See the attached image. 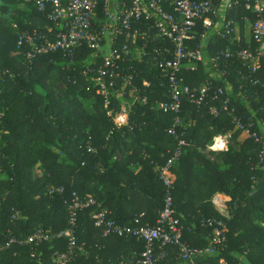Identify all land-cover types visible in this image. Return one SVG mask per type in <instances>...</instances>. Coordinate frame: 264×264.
<instances>
[{
	"label": "trees",
	"instance_id": "16d2710c",
	"mask_svg": "<svg viewBox=\"0 0 264 264\" xmlns=\"http://www.w3.org/2000/svg\"><path fill=\"white\" fill-rule=\"evenodd\" d=\"M49 12H39L21 0H0V70L13 75L11 78L5 74L0 84V264H59L58 256L69 251L67 238H55L39 247L6 248V244L11 237L25 239L38 230L52 236L65 231L69 216L64 201L73 192L81 198L94 197L106 208L108 193H123L117 187L118 182L112 179L115 172L128 165L126 157L115 159V152L122 144L124 149L134 147L128 153L132 152L129 157L133 156L140 171L128 180V186L132 183L131 188L140 189L135 194L146 206L142 207L144 210L136 206L128 215L118 209L112 218L120 225H155L165 198L156 167L166 163L177 145L167 131L173 125L174 116L153 107L157 100L165 99L162 96L166 82L147 65H139L137 61L129 64L140 74L135 85L148 96L149 102L136 104L131 111L130 126L122 128L115 127L108 117L105 100L98 94L93 79L95 75L85 74L88 68L96 71L102 65L101 57L94 65L93 52L82 48L73 60L57 54L41 57L39 66L30 65L25 57L27 47H19V35L45 26L54 27L48 19ZM120 41L126 39L122 36ZM230 46L229 41L218 40L208 53L213 55ZM214 72L209 63H198L197 70H184L182 75L195 88L207 83H212L215 89L226 85L213 77ZM144 79L150 82V87L143 86ZM227 79L232 84V91L227 93L232 105L240 116L254 117L256 130L264 138L261 131L264 59L256 76L259 85L243 81L237 75L236 65L230 67ZM239 93L242 98L238 97ZM112 101L111 107L119 110L120 99L114 97ZM181 117L183 127L178 132L188 145L194 142L204 150L220 135L235 144L221 155L226 170L216 163H207L211 174L210 199L217 192L229 198V216L221 215L210 204L207 211L196 215L193 228L176 214L185 227L183 241L196 248L191 242L193 232L204 231L211 237L213 230L203 227V221L222 219L228 226L227 244L209 258L210 263L264 264L263 144L245 136L228 114L213 118L207 109L185 102ZM150 138L159 140L165 148L158 150L156 144H145ZM188 145L183 149L175 173L178 165L188 166L190 158H202L197 149H190ZM106 181L115 187L107 189ZM50 187L64 188L65 192L51 195ZM176 195L175 191V210ZM123 197L136 202L135 198ZM97 210L98 207H92L79 211L75 230L77 247L66 264H118L134 256L133 253L137 256L145 251L146 244L135 238L104 237L93 219ZM16 213L19 214L13 219ZM137 218L139 223L135 222ZM168 254L161 264L181 262L177 248L169 247Z\"/></svg>",
	"mask_w": 264,
	"mask_h": 264
},
{
	"label": "built area",
	"instance_id": "2783aa9c",
	"mask_svg": "<svg viewBox=\"0 0 264 264\" xmlns=\"http://www.w3.org/2000/svg\"><path fill=\"white\" fill-rule=\"evenodd\" d=\"M21 1L25 5H33L39 12L50 10L48 19L54 25L20 33L19 47H27L25 57L30 65L39 66L41 57L57 54L73 60L82 48L93 52L94 65L101 57L102 65L96 71L88 68L85 74L95 75L93 79L98 94L104 98L107 115L117 128L129 127L133 107L139 102H149L148 96L135 85L140 74L129 64L137 61L139 65H147L166 82L162 96L165 99L157 100L153 107L174 116L173 125L167 131L177 145L166 163L156 167L165 198L155 225H120L96 198H81L73 192L72 197L64 201L69 216V227L65 231L52 236L38 230L25 239L11 237L6 248L39 247L55 238H67L69 251L57 258L59 264H66L77 247L75 230L79 211L98 207L93 219L104 237L135 238L146 244L143 253L118 264H161L168 258L169 247L178 249V259L182 263L211 264L209 258L226 247L227 223L216 218L203 221L202 226L212 229L213 234L210 246L200 249L183 241L185 228L176 215L174 169L188 145L182 138L183 134L178 132L183 127L181 114L185 102L207 109L213 118L228 114L245 136L263 144L264 148V138L256 130L254 117L240 116L232 105L231 98L227 96L232 84L226 80L230 67L236 65L237 75H241L243 81L249 80L252 86L260 84L256 76L264 59V0ZM122 36L125 42L120 41ZM218 40H227L231 46L209 55L210 46L216 45ZM205 54L208 55L207 60ZM198 63H209L215 69L214 77L226 85L216 89L212 83L192 87L182 74L184 70H197ZM5 74L13 78L9 71L0 70V84ZM142 83L144 87L151 85L146 79ZM114 97L121 101L119 110L111 107ZM238 97L242 98V93ZM228 143L226 137L217 136L212 148L224 150ZM89 150L93 151L91 147ZM261 154L264 156V150ZM48 191L51 195L65 192L64 188L57 187H50Z\"/></svg>",
	"mask_w": 264,
	"mask_h": 264
},
{
	"label": "crops",
	"instance_id": "0c3cea01",
	"mask_svg": "<svg viewBox=\"0 0 264 264\" xmlns=\"http://www.w3.org/2000/svg\"><path fill=\"white\" fill-rule=\"evenodd\" d=\"M25 8V7H24ZM261 71V70H260ZM215 73V72H214ZM213 73V77H214ZM262 134L264 135V122H262L261 126ZM151 137V136H150ZM153 137V136H152ZM223 137V136H219ZM216 138V137H215ZM214 138V139H215ZM227 138V137H226ZM228 139V138H227ZM229 140V139H228ZM214 143V140L211 144L207 146L206 149H201L197 147L196 143H191L188 145L190 149H197L199 153H201L202 158L198 159L196 156L192 159L190 158V164L188 166H185L184 168L177 166V171L175 173V182L178 181V185L176 187V214L180 216L184 221L188 222V225L190 227L195 226L194 221H196L197 216L199 214H203V212L207 211L210 204L212 205L213 209L217 212H219L223 216H229L230 210L228 203L230 201L229 198L224 197L219 192L215 193L212 198L210 199V188H211V174L209 173V168L207 166L208 162L216 163L218 164L222 170H226V165L223 163V159L221 158V155L228 151L231 146H235L230 140L227 145V148L224 150H216L212 148V145ZM145 144L148 145H154L156 144L158 147V150H162L161 148H165L162 143H160L159 140L155 141L153 138H150L149 142H145ZM124 144H122L120 147H118L116 154V160L119 161L123 157L127 159V166L123 167L120 171L115 172V174L112 176V179L118 182L117 187H121L123 190V193H108V199L106 203L104 204L106 208L111 212V214H114L115 211H118L120 209L121 212H124L126 215H128V212L134 208L138 207L142 209L144 204L140 203V196H136L135 193L140 192L139 188H131V186H128V180L133 177L134 175H139V166L137 162H135L132 157H129L132 155V152L128 153L129 149H134L133 146L129 149H124ZM163 146V147H162ZM131 154V155H130ZM129 157V158H128ZM206 162V163H205ZM192 164V165H191ZM180 167V168H179ZM111 179V178H110ZM180 182V185H179ZM106 187L107 189H111L114 186V183L107 182L106 181ZM124 191L126 194H124ZM123 196H129L131 199H136V202H130L128 200H125ZM128 201V202H127ZM148 205V203H146ZM146 206V205H145ZM144 206V207H145ZM144 210V209H142ZM142 214H145V211L142 212ZM140 222L139 218L135 219V222ZM185 228V227H184ZM191 230V229H190ZM191 242L193 245L196 246V248H202L207 247L209 244H211V237L207 236L204 231L200 233H194L191 236ZM124 252V250H122ZM136 253H133L135 256ZM126 256H123L121 258H124ZM178 260V259H177ZM180 262V261H179ZM179 264H185L180 262Z\"/></svg>",
	"mask_w": 264,
	"mask_h": 264
},
{
	"label": "rangeland",
	"instance_id": "374dc122",
	"mask_svg": "<svg viewBox=\"0 0 264 264\" xmlns=\"http://www.w3.org/2000/svg\"><path fill=\"white\" fill-rule=\"evenodd\" d=\"M204 58H205V60H207V58H208V55H207V54H205V55H204ZM231 91H232V88L229 90V92H231ZM87 107H88V109H90V104H88V106H87Z\"/></svg>",
	"mask_w": 264,
	"mask_h": 264
}]
</instances>
